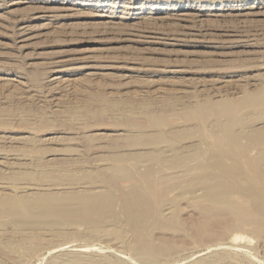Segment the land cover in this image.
<instances>
[{
  "label": "rangeland",
  "instance_id": "rangeland-1",
  "mask_svg": "<svg viewBox=\"0 0 264 264\" xmlns=\"http://www.w3.org/2000/svg\"><path fill=\"white\" fill-rule=\"evenodd\" d=\"M186 13L185 22L177 20ZM262 13L264 0H0V161L35 164L20 171L30 178L13 180L18 174L3 168L0 181L91 182L87 175L117 165L118 157L128 165L210 148L220 136L216 122L263 128ZM197 104L204 112L189 114ZM46 158L54 161L41 167ZM189 200L184 196L178 214L187 236L154 230L159 242L178 248L157 263L137 254L118 206L117 235L61 221L55 231L68 237L44 228L35 230L36 239L14 236L3 241L0 264H56L86 249L94 264H264V238L248 230L215 234L225 230L222 215L210 225L215 235H198L200 216ZM0 224L18 231L8 217ZM29 249L35 251L27 255Z\"/></svg>",
  "mask_w": 264,
  "mask_h": 264
},
{
  "label": "bare ground",
  "instance_id": "bare-ground-1",
  "mask_svg": "<svg viewBox=\"0 0 264 264\" xmlns=\"http://www.w3.org/2000/svg\"><path fill=\"white\" fill-rule=\"evenodd\" d=\"M249 15L260 14L253 12ZM177 17L178 21L185 22L187 13ZM20 27L19 34L25 36L27 27ZM59 81V74L51 80L52 83ZM257 99L264 103V94ZM227 106L234 105L231 103ZM204 109L205 105L197 104L188 113L196 114L204 112ZM148 119L157 125L169 124L165 116L158 120L154 115H149ZM245 124L247 126L249 123ZM130 126L139 129L145 125L131 122ZM215 126L213 130H218L220 136H214L213 142L212 137L209 139L212 142L209 144L210 148L202 149L203 145H196L194 148L191 146L193 152L190 151L189 155L182 154L169 160L148 163L131 160L128 165L124 160H121L123 163L119 161L121 158L118 157L114 159L117 165L103 166L101 172L87 175L91 182L51 184L38 180L40 183H34V186L20 183L18 186H10L7 182L0 181V217L2 220L10 218L14 227L18 228V231H11L6 225L0 224V247L3 248V241L10 242L14 236L36 239L32 235L38 228H44L43 232L50 231L54 237L66 238L67 234L55 231L61 221L73 220L75 223L70 222L72 225H87L95 232H101L102 229L106 234L112 232V235H117L122 232L118 229L121 224L119 213L122 212L118 213L117 207L120 206L134 238L132 246L137 249V254L146 260L153 258V263H157L159 258L174 255L173 252L178 248L177 245L159 242L154 236V230L173 231L172 237L188 235L187 228L182 230L183 223L178 216L180 202L188 195L189 203L200 216L193 225L198 235L213 234L212 230L209 231L210 225L216 221L215 217L222 215L225 218V230L215 232L220 238L226 233L229 236L230 231L236 233L235 231L242 230L264 238V127L254 129L247 126L238 130L231 122H216ZM20 160L22 161L21 158ZM2 161L0 170L7 169L6 175L18 174L11 178L17 181L23 179L22 174L30 178L32 174L20 171L35 166L31 160L19 163L18 159V163L14 162L17 163L15 166ZM53 161V158H46L41 167L45 168ZM121 181L128 182V187H120ZM124 184L123 182V186ZM235 239L238 240L236 237ZM54 248L51 247L50 250ZM34 251L29 249L27 255ZM88 251L90 250H80L81 257L72 258L73 260L67 256L60 258L56 264H94L91 257L86 255Z\"/></svg>",
  "mask_w": 264,
  "mask_h": 264
}]
</instances>
